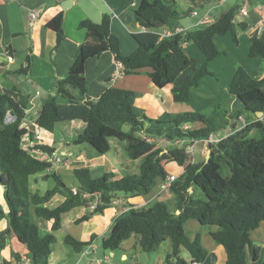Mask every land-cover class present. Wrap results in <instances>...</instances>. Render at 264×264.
<instances>
[{
  "label": "trees",
  "instance_id": "trees-1",
  "mask_svg": "<svg viewBox=\"0 0 264 264\" xmlns=\"http://www.w3.org/2000/svg\"><path fill=\"white\" fill-rule=\"evenodd\" d=\"M240 8V5L232 7L208 26L161 38L162 29L175 31L183 17L177 1L140 0L129 11L144 31L134 34L138 48L130 55L122 53L121 40L111 29L110 14H104L98 24L91 20L80 23V28L87 31L86 39L66 77L57 82L55 93L46 98L35 123L53 133L63 123L82 121L85 128L76 145H90L101 155H107L112 150L111 139H118L124 143L127 156L140 161L138 173L118 178L114 172H107L94 178L90 168L80 167L73 171L77 187H68L52 162L38 159L26 149L25 136L29 131L23 124L28 118L30 98L0 92V185L6 203V208L0 205V222L8 221L7 229L0 233V250L6 247L8 237L15 236L26 246L31 264H49L57 243L55 232L62 228L66 214L85 207L86 213L75 221L81 224L111 208L119 193L131 198L149 195L168 177L166 165L175 162L184 167L183 174L171 187L179 214L161 201L145 211L132 208L116 219L110 233L102 238L103 252L118 251L124 242L136 237L142 252L151 254L170 240L172 250L166 255L167 264H188L182 257L183 249L189 252L192 263L201 264L207 257L201 235L192 239L185 229L188 221L196 220L202 227L216 228L212 237L225 249V264H247L248 250L254 261L260 258V248L252 241L251 233L264 220V117L211 145L208 163H188L186 145L164 149L158 148L156 141H203L222 131L225 124L214 123L211 115L204 112L175 116L165 113L158 119L149 118L135 111L134 91H111L99 100H92L86 77V63L109 51L123 66L124 74L149 69L148 76L156 87L171 86L175 103H189L191 91L201 80L215 76L209 64L226 54L218 48L215 38L231 33L238 45L237 31L248 30L237 19ZM63 18L61 13L48 23L58 36L55 50L64 40ZM186 44L196 45L204 53L202 65L188 54ZM249 57L264 61V34L252 36ZM239 78L238 72L236 81ZM263 88L264 76L247 75L244 82L232 83L231 94L245 103L234 114L236 119L248 113L264 114V93H258ZM80 96H86L87 100L82 103ZM185 124L201 127L184 131ZM125 125L130 126V131L123 130ZM35 148L49 157L56 152L46 145ZM39 174L55 183L43 194L31 188L32 178ZM55 196H61L63 201L49 207L47 204ZM96 196L100 197L99 204L93 208ZM36 218L51 222V232L43 235ZM98 237L93 234L84 242L67 234L64 243L75 253H82ZM21 259L20 254H15L14 262L4 260L0 264H22Z\"/></svg>",
  "mask_w": 264,
  "mask_h": 264
},
{
  "label": "crops",
  "instance_id": "crops-1",
  "mask_svg": "<svg viewBox=\"0 0 264 264\" xmlns=\"http://www.w3.org/2000/svg\"><path fill=\"white\" fill-rule=\"evenodd\" d=\"M139 1L74 0V3L64 10L62 6H68V0H0V92L10 95L21 94L30 98L27 110L28 118L23 127H26L29 132L35 135L37 131L35 122L38 113L46 98L55 93L57 82L66 77L70 65L86 39L87 31L79 26L82 21L91 20L98 24L104 14H110L112 18L111 29L121 40L123 55H130L138 48L134 34L144 31V29L135 22L129 10ZM148 1L152 2L154 0ZM176 1L178 10L183 16L177 29H182L185 32L208 26L217 21L222 14L232 7L243 5L242 0ZM184 1H189L191 3L190 6L185 7ZM248 9V16L239 18V14L237 15L238 21L248 26L246 32L237 31L238 45L234 44L231 33L215 38L218 48L226 54L219 56L209 64V70L215 73V76H206L201 80L199 86L191 91L189 103H175L171 86L162 89L156 87L148 76L149 69H144L138 74H124L123 66L116 62L114 55L109 51L99 58L90 59L86 63L89 97L92 100H99L111 91H134L137 95L135 111L152 119H158L165 113L175 116L186 112H208L213 110L211 114L212 120L216 124H225L224 128L215 135V138L212 137L213 141L211 143L205 141L195 142L194 146H198V148L194 152L193 162L190 160L192 163L205 162L211 145H216L223 138L262 117L260 114L248 113L236 119L234 114L242 110L245 107V103L239 96H234L230 92L232 83L239 84L244 82L247 75L251 77L264 76V61L249 57L253 36L251 29L264 18V0H248ZM195 11L198 12V16H194L193 13ZM32 12H37L36 18L31 17ZM61 13L64 14V40L55 50L58 36L55 31L48 27V23ZM204 16H208L209 22L200 24V20ZM163 30L170 29L164 28ZM185 48L188 54L195 58L200 65L204 63L205 55L196 45L186 44ZM9 56L15 58L13 63L8 62ZM119 67L121 73L117 76L115 71ZM238 72L240 78L236 81ZM258 93H264V88L259 90ZM86 100V96H80L82 103ZM84 128L85 123L82 121L68 122L66 125L61 124L59 126L60 130L58 131L61 132L57 134L56 132L51 133L42 129L39 138H36V140H38V145L54 147L57 155L58 152H61L63 165L59 172L63 175L64 180L65 178L70 180V177H74L72 176L73 171L80 167L90 168L94 178L101 177L107 172H114L111 170L119 172L113 164L109 165L102 162V155L100 153L98 155L96 150L90 145L75 144L78 135ZM33 138L35 140L34 136ZM147 139L150 140V138ZM118 146L121 150L120 144ZM37 150L36 148L34 150V156L37 158L46 155ZM203 154L205 155L204 160ZM120 156L124 158L119 153L117 157ZM123 163L120 162L118 164L123 172L130 171L128 168L129 164ZM57 168L55 167L54 170ZM166 168L169 173L168 177H180L184 172V167H181L178 173H173L172 170L168 169V164ZM114 173L118 178L125 175L120 172ZM43 176L44 174H39L32 178L31 188L34 192L42 193L45 190V183L48 179H42ZM159 186L158 184L149 195L132 198L118 195L117 198L123 201L122 204L112 205L104 213L95 215L81 224H77L75 221L86 213L85 207L73 209L65 215L62 228L55 232L56 238L58 233L63 231L66 224L69 229L67 233L65 232L64 239L67 234H71L77 240L84 242L90 240L93 234L103 238L110 233L115 220L130 209L145 211L152 204L159 201L162 202L163 198L170 199L169 193L173 194L174 192L171 189L161 192ZM72 187H77V184ZM172 199L176 200L173 211L179 214L176 210L177 199L175 193L172 195ZM61 201H63L61 196H55L47 205L55 207L57 206L56 202L59 204ZM0 205L6 208L4 189L1 185ZM74 211L78 212V215L73 218L69 217L72 216ZM37 221L43 235L51 232V222L45 220ZM188 222L191 224L188 225ZM188 222L185 225L186 232L192 239L197 235H201L202 246L207 253L206 260L201 264H225L227 258L225 249L216 244L212 237V233L216 231V228L202 227L196 220ZM7 227L8 221L6 219L0 222V233L5 231ZM251 239L260 248V258L254 261L248 250L247 264H263L264 220L251 233ZM66 247L58 250L54 245L49 264H80L81 253H75L71 247ZM167 253L165 254L161 247L156 252V257H151L153 253L149 254L150 257L145 256L147 253H143L138 247V239L132 237L122 244L120 250L100 252L98 248L93 257L98 260L104 259L105 256L110 258L102 264H148V261L153 264H167ZM15 254L22 256L21 262L24 259L26 261L29 259L26 246L20 243L15 236H12L11 240L7 241L6 247L0 250V255L2 256L0 263L4 260L14 262ZM182 257L188 264H192L191 256L189 258L184 257L183 250Z\"/></svg>",
  "mask_w": 264,
  "mask_h": 264
},
{
  "label": "rangeland",
  "instance_id": "rangeland-1",
  "mask_svg": "<svg viewBox=\"0 0 264 264\" xmlns=\"http://www.w3.org/2000/svg\"><path fill=\"white\" fill-rule=\"evenodd\" d=\"M184 3H185V7H188L191 4L189 1H184ZM232 40H233V37H232ZM233 42H234V40H233ZM234 44H235V42H234ZM203 112L205 113V115H211L213 113V110L208 111V112L207 111L206 112L203 111ZM66 124H68V123H64L62 125H66ZM193 126L196 129V128H199L200 125H193ZM58 130H60L59 127L55 131L56 134L61 132V131H58ZM123 130L126 131V132L130 131V126L125 125L124 128H123ZM139 135L140 136H143V134H139ZM111 144L113 145L111 152H109L107 154V156L106 155H102L101 157H103V159L101 161L102 162H105V163H108L109 165L110 164H113L115 166V168H117V170H119V172L120 173H123V174H131V173L135 174V173H138L139 172L140 161H137V162L136 161H133V160H131L126 155L125 149H124V143L118 141V139H111ZM118 144H120L121 150L119 149ZM192 144H195V141L194 142H191V141H188V140L187 141L177 140V141H173V142L172 141H168V140H158V141H156L157 147L158 148H164V149L165 148H168V147H171V146H177L178 148H184L185 145H186V149H187V147H189ZM26 146H27V144H26ZM28 148H31L30 152H32L33 154H35V152H34L35 147L33 148V147H31V146L28 145ZM197 148H198V146L195 147V151L197 150ZM96 153L99 155V153L97 151H96ZM119 153L122 154L124 158H122L121 156L120 157H117ZM58 157H60L62 159V162L60 163L61 166H62L63 165L62 164L63 163V156H61V152L60 153L58 152ZM193 157L194 156L188 157L189 158L188 163L190 162V160L192 161V158ZM204 157H205V155L203 154V160H204ZM120 162H124V163L129 164L128 165V168H129L130 171L123 172V170L121 169L120 165H118ZM55 165H58V164H55ZM61 166L59 168H57V169L59 170L61 168ZM180 168L181 167L177 163H175V162L168 163V169L172 170L173 173H178L180 171ZM57 169H55V170H57ZM111 171H114L116 173H119L118 171H115V170H111ZM70 178H71L70 180L68 178L67 179L65 178L64 181H65L66 185L71 188L72 186H75L77 184V182H76V179L74 177H70ZM42 179H44V178H42ZM54 185H55V183L53 182V180H48L45 183V190L42 191V194L45 193L48 189L53 188ZM119 195L120 196H124L122 193H119ZM169 195H170V199L167 200L166 198H163L162 202L166 203L170 207V209L173 211L174 210V207H175L174 205L176 203L175 202L176 200L175 199H172V195H174V193L173 194H170L169 193ZM56 205H58V202H56ZM93 208H95V207H93ZM77 215H78V212L74 211L72 213V216H69V217L73 218V217H75ZM187 224L190 225L191 223L188 222ZM68 229H69L68 228V225L66 224L65 227H64V229H63V231H61V232L58 233V237H57L58 240H57V243L55 244V248L56 249L62 250V248H67L66 245L64 244V236H65V232L66 233L68 232ZM191 231H194V230H191ZM8 238H9L8 240H11L12 236H10ZM96 241H95L94 244L97 246V248H99L100 252H102L103 251V249L101 247L102 236H99ZM171 248H172V245H171V241L170 240H167L162 245V249H163V252L165 254L167 252H169L171 250ZM145 256H149L150 257L149 254H147ZM156 256H157V254L156 253H153L151 257H156ZM183 256L186 257V258H189L190 257L189 252L186 249H183ZM1 259H2V256L0 255V260ZM84 263H86V261H84V262H82L80 264H84ZM148 264H153V263L151 261H148Z\"/></svg>",
  "mask_w": 264,
  "mask_h": 264
},
{
  "label": "built area",
  "instance_id": "built-area-1",
  "mask_svg": "<svg viewBox=\"0 0 264 264\" xmlns=\"http://www.w3.org/2000/svg\"><path fill=\"white\" fill-rule=\"evenodd\" d=\"M243 2V5L241 6L240 8V11H239V18L240 17H246L248 16V0H242ZM194 16H198V12L195 11L194 13ZM31 17L32 18H36L37 17V12H32L31 13ZM209 22V19H208V16H204L201 20H200V24H204V23H208ZM185 31H183L182 29H176L175 31H170V30H163L161 32H159V35L161 38H167V37H171L175 34H178V33H183ZM251 32L253 33L252 35H256L258 37L260 36H263L264 34V18L259 21L255 26L252 27L251 29ZM15 61V58L13 56H9L8 57V62L10 63H13ZM121 73V70H120V67L118 68V70L115 71V74L117 76H119ZM261 119H263L264 117V114L262 113L261 114ZM13 118L10 117V120H12ZM194 126L192 124H185L183 125L182 129L184 131H188V130H191L193 129ZM41 130L42 128L37 126V131L35 132V135H33L32 132H28L27 135L25 136V143L27 144L26 146V149L30 152L31 148H28V145L31 146V147H36L38 145V140H36V138H39L40 134H41ZM33 136L35 137V140L33 138ZM207 143H211L213 140H212V136L207 139V140H203ZM148 142H153L152 139L148 140ZM198 142V141H196ZM42 145V144H41ZM35 150V149H34ZM194 152H195V146L194 144L190 145L189 147H187L186 149V153L188 155V157H192L194 156ZM32 153V152H30ZM33 154V153H32ZM34 155V154H33ZM38 159H41V160H47L49 162H52L53 165L55 164H60L62 162V159L60 157H58V155L55 153L53 155V157H49L47 154L46 155H42L40 158ZM192 162H193V158H192ZM58 165H55L54 167H58ZM179 178V176H169L166 178V180H164L163 182L160 183V191L161 192H166L168 190L171 189L172 187V184L177 181ZM74 192L76 193V189H74ZM99 196H96V199L92 205V207H97L98 204H99ZM123 201L120 199V198H115L113 199L112 201V204L114 205H120L122 204ZM95 243V242H94ZM92 244L90 245L89 247H87L80 255V263L84 262L85 260L87 261L86 263L84 264H102L104 262H107L110 258L109 257H104V259L102 260H98L97 258H94V254L96 253L97 251V246L95 244ZM22 264H31V261L28 259L26 261V259H24V262H22ZM79 264V263H78ZM192 264H197V263H192Z\"/></svg>",
  "mask_w": 264,
  "mask_h": 264
},
{
  "label": "water",
  "instance_id": "water-1",
  "mask_svg": "<svg viewBox=\"0 0 264 264\" xmlns=\"http://www.w3.org/2000/svg\"><path fill=\"white\" fill-rule=\"evenodd\" d=\"M68 1H69V2H67L68 6H65V5L62 6L64 10H66V8H68L69 6L72 5V3H74V0H68ZM259 114L261 115L262 113H259ZM212 137L215 138L216 136L212 135ZM211 152H212V150L210 149L209 153H208V156H207V159H206V163H208V161L210 160Z\"/></svg>",
  "mask_w": 264,
  "mask_h": 264
}]
</instances>
